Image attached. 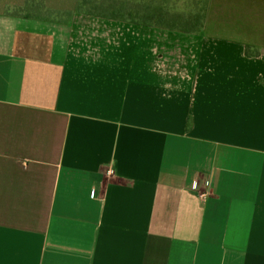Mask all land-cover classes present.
Masks as SVG:
<instances>
[{
    "label": "crops",
    "instance_id": "obj_1",
    "mask_svg": "<svg viewBox=\"0 0 264 264\" xmlns=\"http://www.w3.org/2000/svg\"><path fill=\"white\" fill-rule=\"evenodd\" d=\"M78 1L3 16L24 29L0 36V264H264V57L214 35L209 0H139L207 20L108 18L99 52L125 22L191 38L109 63L74 44L105 19Z\"/></svg>",
    "mask_w": 264,
    "mask_h": 264
},
{
    "label": "rangeland",
    "instance_id": "obj_2",
    "mask_svg": "<svg viewBox=\"0 0 264 264\" xmlns=\"http://www.w3.org/2000/svg\"><path fill=\"white\" fill-rule=\"evenodd\" d=\"M21 1V0H18ZM41 1L39 6L48 7L46 0H38ZM37 1V3H38ZM210 1V15L208 17V24L215 30L214 35L217 37L223 38L225 35L228 37H232L233 39H237L242 42L244 46H251V52H258L257 57H264V0H209ZM16 3V0H0V36L3 32L6 35H12L14 30H23V27L18 28L16 25H13L10 21L4 20L7 14L18 13L16 10L12 8L11 4ZM72 5V4H71ZM71 5H67L68 8ZM60 3L58 4V7ZM49 7H57L53 4V0H50ZM91 7H88L90 9ZM58 12V10L53 11V14ZM116 12L113 11V14ZM75 24L72 32L73 42L75 45L82 46V50L91 51L93 56L101 57L102 59L106 58L107 62H113V60H118L124 56L127 50L131 52L132 50H137L139 48L141 51V55L147 54L146 47L148 45H152L151 43L156 42L155 36L162 34V32L168 33V35L174 38H182L177 39L180 44L177 47H183L184 44L191 42V38H189V34H184L182 32H170L166 31L164 28L159 27H151V26H143L140 24H130L125 22L124 29H121L119 32H116L114 36H116L119 44L114 45L115 50H104V44L107 42L103 41V33L106 30L108 33V29L105 26L112 25L111 22H121V21H112L107 20L108 18H93L86 17L82 15H78L75 17ZM123 24V23H121ZM115 25V24H113ZM38 26L44 27V25L32 24L31 27ZM116 26V25H115ZM18 28V29H17ZM46 28V27H45ZM229 30L225 32V29ZM82 36L81 38H79ZM100 38V42L94 41V38ZM84 39L91 40L86 41V43L79 44V41H83ZM161 41L163 39H158ZM157 41V42H159ZM93 47L91 48V45ZM161 45L160 43H158ZM102 48L103 50L99 52L97 49ZM183 52L181 54H187L186 49L183 48ZM245 56L248 58L246 54V48H244ZM251 57V58H257ZM116 63L109 64H100L104 66L107 70L111 67H116ZM149 71L152 72L151 65H147ZM176 71L178 69H175ZM180 72L185 73L183 67L180 68Z\"/></svg>",
    "mask_w": 264,
    "mask_h": 264
},
{
    "label": "trees",
    "instance_id": "obj_3",
    "mask_svg": "<svg viewBox=\"0 0 264 264\" xmlns=\"http://www.w3.org/2000/svg\"><path fill=\"white\" fill-rule=\"evenodd\" d=\"M32 0L31 7L41 4V1ZM55 3V0H53ZM79 9L86 13H95L109 19H122L132 23H142L169 27L180 30H189L190 26L203 25L206 20V8H201L194 14L179 13L161 6L139 0H79ZM88 7H91L88 9ZM113 11L116 13L113 14ZM31 19H43L41 16H31ZM49 19V18H44ZM251 46H246V54L257 57L258 52H251Z\"/></svg>",
    "mask_w": 264,
    "mask_h": 264
},
{
    "label": "flooded vegetation",
    "instance_id": "obj_4",
    "mask_svg": "<svg viewBox=\"0 0 264 264\" xmlns=\"http://www.w3.org/2000/svg\"><path fill=\"white\" fill-rule=\"evenodd\" d=\"M55 5V4H54ZM56 6V5H55ZM34 8H37L36 10L37 11H39L40 13H44L45 12V9H44V7H42V6H36V7H34Z\"/></svg>",
    "mask_w": 264,
    "mask_h": 264
},
{
    "label": "built area",
    "instance_id": "obj_5",
    "mask_svg": "<svg viewBox=\"0 0 264 264\" xmlns=\"http://www.w3.org/2000/svg\"><path fill=\"white\" fill-rule=\"evenodd\" d=\"M110 120H111L112 122H115V123L118 122V119H117V118H110ZM107 173H108V174H113L112 170L108 171Z\"/></svg>",
    "mask_w": 264,
    "mask_h": 264
}]
</instances>
